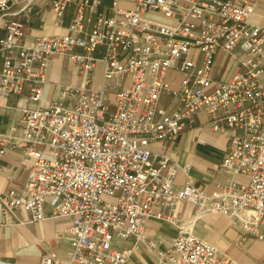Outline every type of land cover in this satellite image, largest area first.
<instances>
[{
  "label": "built area",
  "instance_id": "1",
  "mask_svg": "<svg viewBox=\"0 0 264 264\" xmlns=\"http://www.w3.org/2000/svg\"><path fill=\"white\" fill-rule=\"evenodd\" d=\"M256 2L0 0V97L26 88L30 102L0 143L33 159L20 188L0 191L1 209L8 220L19 219L17 208L37 220L46 204L68 221L66 257L46 251L36 264H123L132 247L115 241L129 237L156 264H237L183 225L174 213L180 201L201 214L220 212L264 240V25L252 21ZM69 6L64 33L30 35L34 10L48 8L62 23ZM18 13L19 20L8 17ZM56 54L67 57L75 79L55 85L43 104ZM163 94L176 108L162 104ZM200 114L228 142L219 170L232 178L211 193L178 184L188 166L152 148ZM150 219L172 222L175 233L150 236Z\"/></svg>",
  "mask_w": 264,
  "mask_h": 264
},
{
  "label": "crops",
  "instance_id": "2",
  "mask_svg": "<svg viewBox=\"0 0 264 264\" xmlns=\"http://www.w3.org/2000/svg\"><path fill=\"white\" fill-rule=\"evenodd\" d=\"M101 2L103 5L109 4V0ZM72 12L73 7L69 6L62 23H58L48 8L42 11L34 10L30 16L28 31L32 36L64 33ZM8 17L19 20L22 14H11ZM252 21L264 25V0H257ZM2 33L0 28V34ZM101 66V63L97 65L98 71ZM74 79L75 74L67 57L57 54L52 56L46 68L43 104L50 100L55 85L68 84L74 82ZM161 102L168 110H173L178 105L175 98L165 94L162 95ZM27 104L30 102L26 88L21 94L0 97V132H9L10 126L17 119L18 107ZM227 145V137L212 130L205 116L200 114L195 117L191 128L170 139L154 142L152 148L154 151L166 152L181 166H188L186 173L178 170L175 178L178 184L190 182L204 188L206 193H211L217 189L216 183L226 184L232 178L219 170ZM0 148V165L3 166L0 168V191L12 186L20 188L33 159L24 156L20 148L10 147L6 142H1ZM174 213L187 229L214 244L237 264L264 262V240L245 234L228 216L220 212L201 214L197 211L196 204L188 201H180ZM16 214L18 220L6 219L0 204V258L12 259L17 264H36L41 254L46 251H56L58 255L66 257L68 238L63 232L68 222L66 219L53 217L46 204L42 219L29 220V214L22 208H17ZM241 214L249 215L251 212L247 213L245 210ZM146 228L150 236L172 235L176 230L172 222L157 219L148 220ZM115 245L117 248L132 247L123 264H156L153 252L144 245H135L133 237L117 239Z\"/></svg>",
  "mask_w": 264,
  "mask_h": 264
},
{
  "label": "rangeland",
  "instance_id": "3",
  "mask_svg": "<svg viewBox=\"0 0 264 264\" xmlns=\"http://www.w3.org/2000/svg\"><path fill=\"white\" fill-rule=\"evenodd\" d=\"M100 71H98L97 72V75H95V79H94V81L92 82V84L93 85H99V83H100V75H98V73H99ZM100 74V73H99ZM175 74H176V72L175 71H170V72H168V78H173L174 76H175ZM175 82H178V80L180 79V76L177 74V76L175 77ZM79 80V82H80V79H78ZM76 82H78V81H76Z\"/></svg>",
  "mask_w": 264,
  "mask_h": 264
},
{
  "label": "bare ground",
  "instance_id": "4",
  "mask_svg": "<svg viewBox=\"0 0 264 264\" xmlns=\"http://www.w3.org/2000/svg\"><path fill=\"white\" fill-rule=\"evenodd\" d=\"M251 211H249V209H247V213H250Z\"/></svg>",
  "mask_w": 264,
  "mask_h": 264
}]
</instances>
